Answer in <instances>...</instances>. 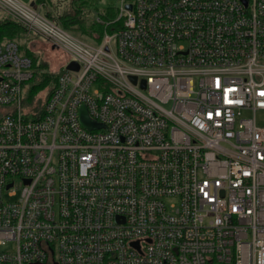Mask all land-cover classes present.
I'll return each mask as SVG.
<instances>
[{"label": "built area", "instance_id": "2783aa9c", "mask_svg": "<svg viewBox=\"0 0 264 264\" xmlns=\"http://www.w3.org/2000/svg\"><path fill=\"white\" fill-rule=\"evenodd\" d=\"M32 3L67 61L31 106L0 41V264H264V0H119L97 45Z\"/></svg>", "mask_w": 264, "mask_h": 264}, {"label": "trees", "instance_id": "16d2710c", "mask_svg": "<svg viewBox=\"0 0 264 264\" xmlns=\"http://www.w3.org/2000/svg\"><path fill=\"white\" fill-rule=\"evenodd\" d=\"M32 2H34L36 6H40L42 12L50 19L56 21L63 28L80 38H97L100 41L106 30L112 31L114 26L117 27L119 25V23L115 25L111 23L117 16V9L114 11L108 10L95 17V20L91 22L87 21L85 10L87 0H71L70 6H68V0H32ZM97 18H101L103 22L98 21ZM26 35L31 34L27 32L22 24L18 23L7 14L0 18V41L5 39L18 41L20 47L25 48V53L32 57L34 68H39L38 70H34L32 81L35 85L32 90L30 89L27 96L28 104L33 105L32 103L34 100L35 105L42 102V99L37 96V93L49 83L55 81V76L47 69H44L45 66L43 65L45 63L41 62L28 45L23 42ZM35 81L38 83H35ZM53 87L54 83L51 84L48 91H51Z\"/></svg>", "mask_w": 264, "mask_h": 264}, {"label": "rangeland", "instance_id": "374dc122", "mask_svg": "<svg viewBox=\"0 0 264 264\" xmlns=\"http://www.w3.org/2000/svg\"><path fill=\"white\" fill-rule=\"evenodd\" d=\"M24 1L32 2V0H24ZM70 2L71 0H68V6H70ZM118 5H119V0H87L85 4L86 20L91 22L95 20V17H97L98 15L104 12H107L108 10L110 11L111 10L114 11L115 9L118 10ZM5 14L6 13L0 8V18ZM85 40L94 45H97L101 41V40L99 41L97 38L85 39ZM23 42L28 45V47L36 54V56L40 59L41 62L46 64L43 65L45 66L44 69H47L51 73H59L63 70L62 65L65 64L67 61V56L63 51L53 47L46 40L40 39L39 37L33 35H26V37L23 39ZM25 51H26L25 48H21L22 53H25ZM35 69L36 68H34V70ZM35 83L38 82L35 81ZM53 83L54 81H52L42 90H40L37 93V96L40 97V99L44 98L51 84ZM34 85L35 84L33 83V81L27 82L25 84L24 96L26 97L28 96L30 89L32 90ZM32 104L34 105V100ZM31 106L30 108H32Z\"/></svg>", "mask_w": 264, "mask_h": 264}, {"label": "water", "instance_id": "95a60500", "mask_svg": "<svg viewBox=\"0 0 264 264\" xmlns=\"http://www.w3.org/2000/svg\"><path fill=\"white\" fill-rule=\"evenodd\" d=\"M245 2H247V0H244ZM32 5H34V3H32ZM128 8H131V5H128L127 6ZM68 69H73V70H77L78 69V64L76 62H71L68 66H67ZM145 81L143 83V86H145ZM81 116H82V122L89 126V127H96V124L91 121L87 115V112H86V109L83 108L82 109V112H81Z\"/></svg>", "mask_w": 264, "mask_h": 264}]
</instances>
